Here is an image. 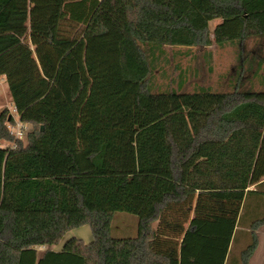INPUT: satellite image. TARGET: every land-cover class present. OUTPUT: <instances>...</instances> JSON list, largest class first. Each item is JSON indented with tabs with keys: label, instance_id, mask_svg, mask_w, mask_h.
Listing matches in <instances>:
<instances>
[{
	"label": "trees",
	"instance_id": "1",
	"mask_svg": "<svg viewBox=\"0 0 264 264\" xmlns=\"http://www.w3.org/2000/svg\"><path fill=\"white\" fill-rule=\"evenodd\" d=\"M261 39L264 0H0V77L32 126L23 145L0 113L15 144L0 145V264H249L264 89L154 92L151 78L165 46ZM120 213L136 236L115 235ZM84 226L90 243L38 257Z\"/></svg>",
	"mask_w": 264,
	"mask_h": 264
},
{
	"label": "rangeland",
	"instance_id": "2",
	"mask_svg": "<svg viewBox=\"0 0 264 264\" xmlns=\"http://www.w3.org/2000/svg\"><path fill=\"white\" fill-rule=\"evenodd\" d=\"M224 24V20L216 19L210 23L212 36ZM155 70L151 78L154 92H194L208 89L214 93H233L235 91H260L264 89V39L258 43L247 45L234 44L220 47L215 43L210 47L182 48L165 46L156 52ZM259 62H262L259 67ZM13 107L10 103L8 86L0 77V113ZM32 131V129H31ZM27 139L23 140V145ZM3 148H13L14 143L0 141ZM136 216L120 213L114 218L116 236H136ZM157 224H154L156 227ZM89 227L73 230V236L84 239V231ZM88 239L90 238V232ZM237 249V250H236ZM232 257L238 258L239 248H235Z\"/></svg>",
	"mask_w": 264,
	"mask_h": 264
},
{
	"label": "crops",
	"instance_id": "3",
	"mask_svg": "<svg viewBox=\"0 0 264 264\" xmlns=\"http://www.w3.org/2000/svg\"><path fill=\"white\" fill-rule=\"evenodd\" d=\"M261 75L264 76V71L262 72ZM2 78L6 82V78L5 77H2ZM84 227H86V226H84ZM87 230H89V229H87ZM72 232L73 231H70L69 233H67V235L65 236V239L59 245L37 248L38 257L41 258L44 255V253L48 250L55 251V252H61L63 247H64L65 242L67 240H69V238H67V236L72 234ZM87 232L91 233V230L84 231V236H85L84 239L81 236H73L72 238L82 239L85 243H90L93 239L92 233L90 234V238L88 239V233ZM257 235H258V239H259V245H258V248L255 251V253L253 254L249 264H264V226H262L257 231Z\"/></svg>",
	"mask_w": 264,
	"mask_h": 264
},
{
	"label": "built area",
	"instance_id": "4",
	"mask_svg": "<svg viewBox=\"0 0 264 264\" xmlns=\"http://www.w3.org/2000/svg\"><path fill=\"white\" fill-rule=\"evenodd\" d=\"M8 129L16 140H24L31 132L32 126L21 121L16 110L13 108L9 114ZM12 119V120H11ZM15 147V146H14Z\"/></svg>",
	"mask_w": 264,
	"mask_h": 264
}]
</instances>
